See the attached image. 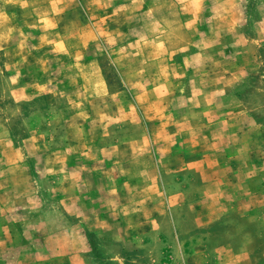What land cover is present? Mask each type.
I'll return each mask as SVG.
<instances>
[{"label":"rangeland","instance_id":"1","mask_svg":"<svg viewBox=\"0 0 264 264\" xmlns=\"http://www.w3.org/2000/svg\"><path fill=\"white\" fill-rule=\"evenodd\" d=\"M262 262L264 0H0V264Z\"/></svg>","mask_w":264,"mask_h":264},{"label":"crops","instance_id":"2","mask_svg":"<svg viewBox=\"0 0 264 264\" xmlns=\"http://www.w3.org/2000/svg\"><path fill=\"white\" fill-rule=\"evenodd\" d=\"M135 41L136 40H134V42ZM149 85L152 87H147L146 90L148 91L146 92H148V94H151L154 91L161 90L158 88L162 87V86L161 87L159 86V87L154 88L153 86L155 85H152V84H149ZM168 96H164V97L161 96L162 98L159 100L163 101V103L165 104H168V102H170L172 98L171 93H170V96L169 97ZM219 150L220 151L217 154L218 161L215 163V166H214V168L218 171V178L214 181V185L216 186V193H217L216 194L217 197L215 198V200L219 202L220 206H224L226 203L231 201L232 198L234 200L233 193H235L236 190L235 189L233 190V188L234 187L236 188L238 186V190L241 191L242 184H245L246 181L251 179L250 178L251 176H248L246 173L245 163L243 165L241 164L238 165L236 161H229V159L231 160V157L228 152L229 149H227L228 151L226 150V148L223 149L224 151H222V149H219ZM251 196H252V193L251 194L246 193V195H244V198L241 200L249 201ZM235 199L237 200V198ZM251 211H252L251 209H246L245 213L249 214L251 213ZM262 264H264V262H262Z\"/></svg>","mask_w":264,"mask_h":264}]
</instances>
